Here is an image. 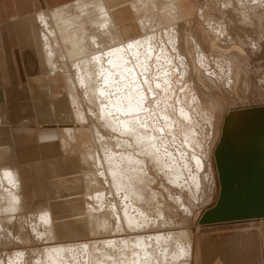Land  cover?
Listing matches in <instances>:
<instances>
[{"label": "bare ground", "instance_id": "obj_1", "mask_svg": "<svg viewBox=\"0 0 264 264\" xmlns=\"http://www.w3.org/2000/svg\"><path fill=\"white\" fill-rule=\"evenodd\" d=\"M246 1L248 12L264 16V0ZM104 2L116 12L123 11L128 16L136 7H145L149 3L148 0H74L49 15L45 11L36 15V21L43 29L40 41L47 77L55 84L62 82L63 91L55 86L49 92L43 87L44 94L48 92L51 99L55 97L52 102L45 104L44 101L35 109L27 103L23 110L34 113L30 121L58 122L63 129L62 135L59 133L63 146L67 140L76 143L79 154L59 158L52 166L59 174L58 179L69 176L64 181L66 191L63 194L53 195L51 191L42 199L29 202L21 195L17 171L0 169V218L28 210V215L32 216L28 223L25 222L33 236L56 243L42 250L6 254L7 264H153L154 259L157 264L189 263L192 241L186 229L171 234L141 236V232L149 230L144 206L153 202L149 201L148 195L157 196L151 191L153 181L147 169V159L165 175L167 182L188 193L186 200L181 196L170 200L185 215H191L195 205L202 200L199 195L202 191L201 173L208 169L205 167L206 154L202 157L200 152L203 149L201 138L192 126L190 112L180 106L176 112L181 120L179 134L182 143L180 146L170 145L168 137L173 136V124L177 118L172 112L177 105L171 103L170 97V87L173 89L170 85L172 58L164 49L157 55L153 53L150 19L124 21L111 7L104 9ZM63 30L70 38L60 47L58 35ZM168 35L164 39L174 47L175 39ZM210 44L213 46V41ZM59 57L60 63L56 61ZM151 58L158 62L159 69L157 79L150 75L156 79L152 85L154 91L145 88L153 82L149 83L147 79ZM196 63L207 72L204 61L196 60ZM63 67L72 74L66 75L61 70ZM78 88L81 91L79 98L76 94ZM154 92L160 96V107L145 105ZM81 97L93 104L95 109L91 108L99 125L118 135L113 137L116 146L110 144V140H104L101 132L84 127L88 119L81 108ZM254 109L230 113L224 119L221 143L226 134L232 138L248 137L253 132L262 135L264 120L259 115L252 119L257 113L249 112ZM261 109L264 110V106L256 110ZM148 112L161 118L156 125L151 123V129L157 134L147 131L151 126ZM213 118H208L210 127ZM160 133L164 137H160ZM63 146L60 143L61 153L65 149ZM215 151L213 160L218 179ZM229 153L233 154L232 149ZM239 153L237 156L240 157ZM59 169H71V172L62 174ZM205 187L208 188L209 183ZM201 194L204 195V191ZM151 207L156 208L154 204ZM156 210L160 219L163 214L160 209ZM126 232L138 235L123 238ZM96 233L105 235L106 239L93 244H66L73 235L88 238ZM153 249L156 251L154 259L151 256ZM29 254L34 257L32 263H27ZM0 264L5 263L0 261Z\"/></svg>", "mask_w": 264, "mask_h": 264}, {"label": "rangeland", "instance_id": "obj_2", "mask_svg": "<svg viewBox=\"0 0 264 264\" xmlns=\"http://www.w3.org/2000/svg\"><path fill=\"white\" fill-rule=\"evenodd\" d=\"M148 1L150 3H148V6L136 7L133 10L134 12L131 11V16H128L127 13L123 11L122 13H120V11L116 12L113 7L108 6L105 2L103 6L104 9L107 8L106 6L109 8L111 7L115 14H118L124 21H143L145 20L143 18L151 20L150 24L153 25V53L157 55L161 49H164L172 58L173 62L170 66L172 74L170 85L173 86V89L170 87V97L171 103L175 104V106L177 105L175 109L174 107L172 109V112H174L173 115L177 116V118L175 120L176 123L173 124L175 125L173 126V136L168 137L169 143L173 146L175 144L180 146L182 143L179 134L181 120L176 111H178L180 106L184 109L186 108V110L190 112L192 126L196 128L199 133L198 136L201 138L203 149H201L200 152L202 157L206 154L205 158L207 159V164L205 167L208 169H204L201 173V185L204 195L201 194L202 191H200L199 195L202 200L195 205L191 215H185L183 211L177 208V205L174 204L170 198L181 196L186 200L188 199V193L167 182L165 175L157 168H154L153 164L147 159V169L153 181L150 184L151 191L156 193L157 196L148 195V198H150L149 201L153 202L148 207L144 206L147 210L145 215L146 222L149 223L147 227L149 230L141 232L142 234H140L141 236L147 237L158 234H171V232L176 233L186 229L188 233L190 232V239L192 241L196 231H198L199 227H202L198 225L199 217L204 210L215 203L218 196L219 187L213 160V151L221 144L222 136H220V134L224 119L231 115L230 113L236 114V112L240 110L249 108L259 109L264 106V16L263 14H255L254 16L253 12H248L250 9H247L249 5L246 0ZM167 3L173 4L174 6L167 7ZM57 7L44 9L38 13L45 11L48 12L49 15L52 11L59 9L61 5ZM54 27L56 29V26ZM41 28L42 27H39L40 36L43 30ZM144 34L146 33L144 32ZM168 34L173 35L175 39L174 47H170L167 40L164 39ZM59 35V39L57 38L59 40V46H63L64 43L62 42L70 38L69 33L63 30ZM212 41L213 46L210 44ZM238 49L241 52H238ZM154 60V58L149 60L150 71L147 74L149 83L153 82L145 87H148L150 91H154L152 85L157 79L155 76L159 70L157 69L158 62ZM196 60L204 61L207 64V72L199 68ZM56 61L60 63V57ZM60 67H62L61 64ZM61 70L66 75L72 74V71L69 69L66 70V67L61 68ZM150 75H154L153 77L156 79H153ZM55 86L57 89H59V87L61 88L62 82L58 81ZM61 91H63L62 88ZM61 91L59 94L62 93ZM77 91L79 93L76 92V94L79 98V94L81 93L80 88H78ZM146 92L149 93L148 91ZM191 97L192 100L190 99ZM159 98V94L154 92L145 105L160 107ZM80 99H83L80 100L81 108L83 107L82 110H84L85 117L88 119L86 120L87 122L83 124L84 127L86 129H91L92 127V129L99 131V133L101 132L102 135H100L105 137L104 140H110V144L116 146L115 142H113V137L118 135L99 125L100 122H98L97 118L93 115V104L85 97H81ZM149 113L151 112L147 113V118L151 126L147 131L156 133L153 128L151 129V127H153L151 123L156 125L161 121V118ZM210 116L214 117L211 127L208 125V118H210ZM62 132L63 129L60 127V131L58 132L59 148L60 143L61 146L64 145V141H61V138H59V133L61 134ZM159 136L164 137L162 133H160ZM75 144L76 143H70V141L67 140L66 146H63L65 149L62 152V157L66 155L70 157L79 154L78 146ZM66 171H64V169H59V173L62 174H65ZM67 172L70 173L71 169H68ZM61 177L63 181L69 178V176L65 175ZM107 181L110 182L109 180ZM206 183H209V187H205L204 189ZM97 189L98 187L94 190ZM153 204L154 207H156L154 209L151 207ZM80 207L82 208V205ZM156 209H160V212L163 214L160 219ZM28 214L30 213L27 210L20 212L18 215H6L0 218V261H3L5 264H7L8 260L7 255L12 254V252L37 251L56 245L53 241L50 243L51 240L45 241V239L42 238L41 241L39 238L33 236L26 224V222L28 223L30 221V216H32ZM21 218L22 220L20 221ZM36 220L38 219L36 218ZM19 227L23 228L19 230ZM136 235L138 234L126 232L122 237L128 238ZM105 239V235L100 236L97 235V233L88 238L85 235L81 236L77 234L73 235L71 240L67 241L66 244H93ZM151 256L153 259L156 258V251L154 249L151 250ZM28 257L30 259H27V263H32V260H34L33 255L31 256V254H29ZM156 261L157 260L154 259L153 264H157Z\"/></svg>", "mask_w": 264, "mask_h": 264}, {"label": "crops", "instance_id": "obj_3", "mask_svg": "<svg viewBox=\"0 0 264 264\" xmlns=\"http://www.w3.org/2000/svg\"><path fill=\"white\" fill-rule=\"evenodd\" d=\"M71 1L0 0V169L17 171L28 202L66 191L52 167L62 157L60 124L30 121L34 113L23 106L55 98L43 90L52 92L55 83L47 77L35 16ZM188 264H264V219L199 227Z\"/></svg>", "mask_w": 264, "mask_h": 264}, {"label": "water", "instance_id": "obj_4", "mask_svg": "<svg viewBox=\"0 0 264 264\" xmlns=\"http://www.w3.org/2000/svg\"><path fill=\"white\" fill-rule=\"evenodd\" d=\"M249 113H257L252 119L259 115L264 120L263 109ZM261 130L262 135L253 132L248 137L226 134L219 144L215 151L219 192L200 216L199 226L264 219V125Z\"/></svg>", "mask_w": 264, "mask_h": 264}]
</instances>
